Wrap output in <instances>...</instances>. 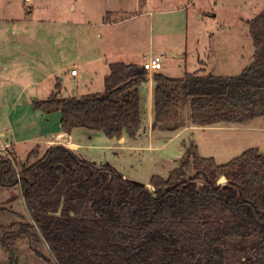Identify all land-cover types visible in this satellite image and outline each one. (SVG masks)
<instances>
[{
  "label": "trees",
  "instance_id": "trees-1",
  "mask_svg": "<svg viewBox=\"0 0 264 264\" xmlns=\"http://www.w3.org/2000/svg\"><path fill=\"white\" fill-rule=\"evenodd\" d=\"M246 25L252 62L237 77L151 75L154 128H182L185 109L195 128L264 117V9ZM148 77L140 65L113 63L102 93L52 94L35 100L33 111L59 113L67 136L83 129L135 140L142 125L139 88ZM192 153L179 160L181 171L191 164V177L153 176V190L61 145L41 156L34 149L19 172L12 154L0 156V189L19 187L31 221L0 239L8 264L19 262L17 240L32 248L42 241L55 264H264V154L251 149L218 166ZM221 177L226 183L217 185Z\"/></svg>",
  "mask_w": 264,
  "mask_h": 264
},
{
  "label": "rangeland",
  "instance_id": "rangeland-1",
  "mask_svg": "<svg viewBox=\"0 0 264 264\" xmlns=\"http://www.w3.org/2000/svg\"><path fill=\"white\" fill-rule=\"evenodd\" d=\"M33 1L43 13L49 11L52 15L54 11L65 10L69 0H31V6ZM74 1L77 6L88 8L94 18H99L107 0ZM182 2L183 0H139V4H136L135 0H125L124 9L130 11L131 15L126 16V23L119 28L120 35L125 38L117 44L118 49L135 48L142 56L151 36L155 54L163 53L160 73L168 78L180 79L185 73L200 71L206 76L237 77L252 62L253 47L246 22L263 11L264 0H195L187 5V12L184 11ZM11 3L14 12L22 14L20 0H11ZM1 5H4V1ZM137 5L140 10L135 14ZM145 11L151 12V15H147L152 18L151 27L148 18L142 17ZM75 13V17L78 16V12ZM130 17L134 19L130 20ZM81 39L86 43L85 37ZM16 41L21 42L20 36L13 38L7 33L0 35L1 69L4 59L14 56L8 54L11 42ZM89 46L88 42L80 47L82 49L76 47L75 50L81 51L83 57L91 52L96 56L103 49L109 50L111 43L106 42L105 46V43L94 42L93 48ZM70 48L74 49L73 46ZM17 53L24 57H18L15 63L5 65V71L6 66L9 69L8 75L6 79L0 78V133L5 132L6 140L15 144L14 158L19 172L27 155L38 144L39 155L45 152L44 141L47 134L57 130L60 117L59 113L51 114L48 118L34 113L32 99L44 101L52 94L65 99L102 93L103 79L108 71H105L104 62L82 70V61L75 60L74 57L65 56L64 62L58 64L53 62V56L48 65L63 69L50 78L46 73L44 77L48 79L40 87L28 86L37 73H34V65L30 64L27 65L31 67L27 77H14L21 74L18 67L28 64L26 45H20ZM32 53L31 49L30 55ZM122 61L132 64L138 62L139 57H125ZM70 67L79 72L77 78L70 76ZM12 68L14 70H10ZM0 74L4 75L6 72L1 70ZM23 85L27 87L24 88ZM56 85H59V90L55 88ZM142 106L146 109L144 103ZM183 116L184 126L178 130L154 128L151 123H145V127H148L146 130H150V133L142 134L135 140L126 138L125 143L122 140L117 142L108 139L100 132L83 129L76 130L71 136L78 146L77 156L80 159L94 165L105 163L125 180L144 186L149 184L153 176L164 179L170 176L191 177L194 174L191 164L182 171L179 164L180 158L187 152H195L201 158H211L218 166L227 164L251 149L264 154L262 116L245 125L219 124L198 130L188 124L187 109L183 110ZM8 151L4 149L2 155L8 156L11 153ZM19 191V187L0 189V239L9 232H18L19 225L25 222L26 209ZM32 249L39 250L42 258L37 260L32 257L31 251H26L25 241H16L13 251L19 259L18 264H55L41 246ZM0 264H8L7 253L1 246Z\"/></svg>",
  "mask_w": 264,
  "mask_h": 264
},
{
  "label": "crops",
  "instance_id": "crops-1",
  "mask_svg": "<svg viewBox=\"0 0 264 264\" xmlns=\"http://www.w3.org/2000/svg\"><path fill=\"white\" fill-rule=\"evenodd\" d=\"M2 1H4V5H1ZM38 1L41 2L42 0H38ZM135 1L136 4H139V0H135ZM193 1L195 0H183L181 5H184L183 9L185 12H187L188 9L187 5L189 6V3H192ZM20 2L22 4V9H23L22 14L14 12L13 4L11 3V0H0V35L2 36L7 33L9 34V36L13 38H17L19 36L21 38V42L18 41L11 42L12 45L10 47V51L8 55L12 54L14 55L13 56L14 58L10 57L4 59L2 64H4L5 66L9 63H15L18 57L23 58L24 56L18 55L17 49L20 47V45H26L28 49V55L26 54L28 64L18 67V70L20 71L21 74L20 76H14V77L16 78H19L21 76L27 77L28 73L31 71V67L27 65L30 64L34 65V73H37V75L33 76L34 77V79L32 80L33 82L29 83L28 86L40 87V85L42 86L43 83L48 79L47 77H44L46 73L50 78V76L58 74L59 71L63 69V68H58L59 66L57 68H53L48 65V62L49 63L52 62L51 57L53 56L55 60L53 62H56L58 64L60 63L62 64L64 62V60L66 59L65 56H68L69 58L74 57L75 60L82 61L80 65L82 70L83 69L88 70L89 66L98 64L100 62H104L105 71L106 69L108 71L106 76L109 73V65L119 62L124 63L122 59H124L125 57L135 58V56L137 55V57H139V61L134 62L132 64L140 65V66H142V64L149 57H163L161 55L163 53H160V55L155 54L154 52L155 46L153 44V40H151L152 39L151 36L149 37L147 48L143 50L144 52L142 56L139 54L140 52L134 50L135 48L132 49L130 48L126 50L118 49L117 44L120 43V41L124 40L125 38L124 35H120L119 28L126 23L127 21L126 16L131 15L129 14L130 11L127 12L124 9L125 0H107L104 3L99 18L98 17L94 18L91 15V12L88 8H85L82 5L77 6V3L74 0L68 1L65 10L60 9L54 11L52 15L51 13H49V11L43 13V10L37 8V3L35 1H33L34 4L32 6L31 5L29 6L30 8L29 12H26L24 8L23 0H20ZM139 10L140 9L138 7V9L135 10L136 11L135 14H137V11ZM75 12H78V16L76 17H75L76 14ZM147 15H151V12L146 13L145 11L142 17L148 18L149 27H151L152 18ZM129 19L132 20L134 19V17L133 18L130 17ZM82 37L86 38V43L83 42V40L81 39ZM78 39H80L79 42ZM88 42L90 43L89 46L90 48H93L94 42H97L98 44L105 43V46H106V42L107 43L110 42L111 48L107 51L103 49L100 53H96L97 54L96 56L93 55V53L91 52L89 55L88 54L86 55L87 57H83L81 51L80 52L79 50L76 51L75 48L77 47L79 49H82L80 47L85 46V44L87 45ZM70 46H73L74 49L71 50ZM31 49L33 50L32 55H30ZM67 50H69L68 55H67ZM86 50L87 48L85 49V51ZM86 52L88 53V50ZM4 66L2 67V69L0 68V71L3 70V72L4 73L6 72V74L1 75L2 74L1 73L0 78L6 79L9 69L6 66V71H5ZM10 70H14V68ZM71 70H76L77 74L75 76H71V75L70 76L73 79L77 78L79 76V72L77 71V69L74 67L73 68L70 67L69 74ZM200 72L202 73V71ZM40 74L42 76L38 77V75ZM152 74L153 73H151L150 76L148 77V81L139 88L140 97H141V108H142V125H141V130L137 134V137H139L142 134L146 135L147 133L148 134L150 133V130L149 131L146 130L148 127H145L146 126L145 123L147 125L150 123L153 124L152 95H153L154 84L151 79ZM106 76H104V78ZM23 87L25 88L27 86L23 85ZM34 101L35 99H32V103ZM143 103L145 104L146 109L143 108L142 106ZM42 116L43 115H41V117ZM49 116L50 115L43 116L42 118H48ZM60 119L61 116L58 119L57 130L55 129L54 133L52 132L47 134V138L44 141V146H45L44 149L46 151V149L50 147L61 145L77 153L78 146L73 141L71 136L73 132L70 136L63 134L60 130ZM193 129L198 130L200 128L194 127ZM125 140L126 138L122 139L123 143H125ZM0 147L6 149V151H8V149L10 148L8 152H11L10 154H12L14 157L15 144L13 142L10 143L6 140L5 132L0 133ZM36 148L39 149V144L38 146H36ZM25 222L31 223L27 210H26ZM22 241H25L26 251L28 250L31 251L30 252L31 256L39 260L35 252L32 251L33 249L30 247L28 240H22ZM39 246L43 248L44 252L47 251V253H49L48 247L42 241L39 244Z\"/></svg>",
  "mask_w": 264,
  "mask_h": 264
},
{
  "label": "built area",
  "instance_id": "built-area-1",
  "mask_svg": "<svg viewBox=\"0 0 264 264\" xmlns=\"http://www.w3.org/2000/svg\"><path fill=\"white\" fill-rule=\"evenodd\" d=\"M31 0H23V4L25 6V11L29 12ZM161 60L162 57H149L143 64L142 67L147 73H156L161 70ZM77 74L76 70H71L70 75L75 76ZM4 149L0 147V156L2 155ZM9 157V156H5Z\"/></svg>",
  "mask_w": 264,
  "mask_h": 264
},
{
  "label": "water",
  "instance_id": "water-1",
  "mask_svg": "<svg viewBox=\"0 0 264 264\" xmlns=\"http://www.w3.org/2000/svg\"><path fill=\"white\" fill-rule=\"evenodd\" d=\"M225 183H226V180H225L224 177H221V178L217 181V185H221V184H225ZM147 188L153 190L152 187H150V186H148V185H147Z\"/></svg>",
  "mask_w": 264,
  "mask_h": 264
}]
</instances>
